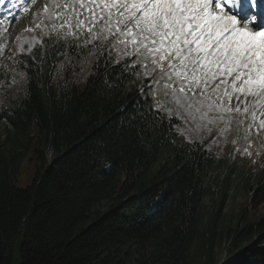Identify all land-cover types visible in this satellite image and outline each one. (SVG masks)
<instances>
[{"label": "trees", "instance_id": "16d2710c", "mask_svg": "<svg viewBox=\"0 0 264 264\" xmlns=\"http://www.w3.org/2000/svg\"><path fill=\"white\" fill-rule=\"evenodd\" d=\"M41 40L0 62V264H218L223 244L225 264H264L261 138L237 131L217 157L178 133L139 66L125 71L133 58ZM55 53L72 61L59 76ZM25 159L35 171L21 187Z\"/></svg>", "mask_w": 264, "mask_h": 264}, {"label": "snow or ice", "instance_id": "6c2138e0", "mask_svg": "<svg viewBox=\"0 0 264 264\" xmlns=\"http://www.w3.org/2000/svg\"><path fill=\"white\" fill-rule=\"evenodd\" d=\"M0 5L5 11H10L8 5L16 7L12 0H0ZM43 14L47 23L36 25L42 36L71 39L73 51L92 45L89 55L99 45L100 57L107 45L109 61L113 51L116 64L134 57L122 64L126 72L137 66L145 78L158 72L148 84L153 98L156 91L179 93L207 124L224 122L221 133L233 123L243 126L249 145L253 132L257 138L264 133V0H50ZM7 21L5 15L0 25ZM35 43L42 46V40L33 41L29 53ZM6 45H0V55ZM55 54L65 55L55 68L59 76L72 61ZM129 74L141 77L140 72ZM139 91L143 96L145 88ZM162 107L155 103L157 110ZM177 131L192 143L185 129ZM236 151L252 155L248 147Z\"/></svg>", "mask_w": 264, "mask_h": 264}, {"label": "rangeland", "instance_id": "374dc122", "mask_svg": "<svg viewBox=\"0 0 264 264\" xmlns=\"http://www.w3.org/2000/svg\"><path fill=\"white\" fill-rule=\"evenodd\" d=\"M49 3L50 1L48 0L47 1L41 0V5L49 4ZM34 8L35 6L32 5L29 8L27 15L19 14V13L14 15L13 17L16 18V20H14V22L10 25L8 29L4 28L3 25H0V45H3L5 41L7 42V45L3 50V54L0 55V61H1V58L5 56L6 51L13 47L14 42H17L19 50L23 49L22 52H24L29 47L30 43L36 40H40L38 36L28 33V29H32L34 31L36 30V25L34 24V17H33ZM43 21L47 23L45 18ZM17 38H19V40H17ZM36 44H40V43H35L34 45ZM157 92L161 93L162 91H157ZM179 95L181 94L177 93L175 96L170 94V99L167 101V105L171 107L172 106L175 107V111L177 113L178 119L182 122V125L187 130L192 129L190 133L195 138L200 139V140H203V139L209 140V144L206 146L208 150L213 149L215 152L220 151L222 149L221 141L222 140H225V142L228 141L229 134L234 130L233 127L235 126V123L231 124L230 130L225 131L223 133H221V129H224L225 125H222L221 121H217L212 124H207V127H204V125H202L203 127H197L199 123L194 122L192 118L194 117V114H195L194 109L188 110L184 104H180L178 100ZM241 127L243 128V131H244V127L243 126ZM177 128H180V127H177ZM253 134L255 135V132H253ZM0 135L2 139L5 138L3 127L0 129ZM262 135L264 137V133H262ZM54 155H55L54 152L50 150L47 151L48 159H50ZM22 169H23L22 170L23 173L19 181L17 182V184L21 187H25L26 185L32 182V178L34 176L35 170L33 167L29 165L28 159H25L24 162L22 163ZM239 203L240 202L238 201H236V204L233 203L229 211L231 210L235 212V210L238 209ZM108 207H109V203L103 202L101 205L97 207V209L101 211H105L108 209ZM214 258L218 264H225L227 259L229 258L228 247L225 244L218 245L214 252Z\"/></svg>", "mask_w": 264, "mask_h": 264}, {"label": "bare ground", "instance_id": "6f19581e", "mask_svg": "<svg viewBox=\"0 0 264 264\" xmlns=\"http://www.w3.org/2000/svg\"><path fill=\"white\" fill-rule=\"evenodd\" d=\"M178 100L180 104H184L188 110H192L188 108V101L184 99L182 95L178 96ZM212 114H210L211 116ZM195 119H193L194 122H198L199 127H203L202 125L207 124V120H201L200 119V113L195 112L194 114ZM193 118V117H192Z\"/></svg>", "mask_w": 264, "mask_h": 264}, {"label": "water", "instance_id": "95a60500", "mask_svg": "<svg viewBox=\"0 0 264 264\" xmlns=\"http://www.w3.org/2000/svg\"><path fill=\"white\" fill-rule=\"evenodd\" d=\"M239 254H240V252H239V253H237V254H235V255L233 256V259H235L236 257H238V256H239Z\"/></svg>", "mask_w": 264, "mask_h": 264}]
</instances>
